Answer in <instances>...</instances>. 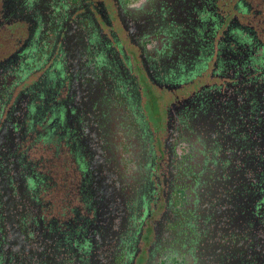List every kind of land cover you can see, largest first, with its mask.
Here are the masks:
<instances>
[{"label": "flooded vegetation", "instance_id": "af4514ba", "mask_svg": "<svg viewBox=\"0 0 264 264\" xmlns=\"http://www.w3.org/2000/svg\"><path fill=\"white\" fill-rule=\"evenodd\" d=\"M0 264H264V0H0Z\"/></svg>", "mask_w": 264, "mask_h": 264}]
</instances>
